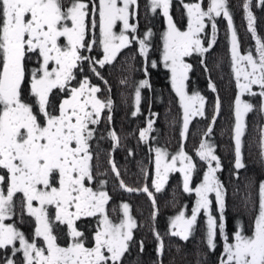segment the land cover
Segmentation results:
<instances>
[{
    "label": "snow or ice",
    "instance_id": "1",
    "mask_svg": "<svg viewBox=\"0 0 264 264\" xmlns=\"http://www.w3.org/2000/svg\"><path fill=\"white\" fill-rule=\"evenodd\" d=\"M89 3H92L91 9ZM171 0H150L153 12L158 8L167 17L168 27L163 35L164 66L170 70L171 84L180 99L184 110L183 131L186 138L190 119L204 116L205 97L199 92L189 95L187 81L192 65L185 57L194 53L202 57L215 44V17L227 19L231 30L232 71L236 80L238 94L235 97L234 168H245L242 157V138L245 135L244 117L255 108L241 97L245 94L259 96L260 112L264 113V40L256 37L254 17L249 10L250 0L243 5L248 19V27L256 38V55L251 51L241 54L227 0H210L207 10L202 8V0L184 4L187 11V29L181 31L169 14ZM264 4V0H261ZM138 0H0V249L12 247V256L23 253V264H121L133 241V230L137 222L130 215L128 203H122L123 218L119 223L109 218L106 206L111 197L104 190L105 180L98 182L94 189L90 182L93 174L94 159L90 142L96 134V128L107 110L106 117L112 121L113 100L101 99L99 86L91 84L87 76L78 87H70L76 79L75 70L83 71L82 64L87 62L90 71L105 84L107 80L98 70L114 63L118 53L127 47L130 39L126 33L137 32V25L129 22L135 15ZM131 10V11H130ZM98 17V19H97ZM205 18L212 21V37L205 46L201 33L205 30ZM121 22L122 30L117 34L114 29ZM99 28L98 43L103 49V58L96 59L84 55L96 45L93 30ZM139 39L141 55H147V38ZM92 37L89 39V37ZM34 64L29 68V64ZM201 64L207 66L204 60ZM155 67V61L152 62ZM147 73V69H145ZM125 83V81H121ZM254 86L258 91H254ZM151 87L148 79L140 80L135 88V111L139 112L141 89ZM209 88L216 91L215 84L209 82ZM53 90L67 91L68 95L60 101L58 107L51 103ZM31 100L32 102H28ZM219 98L214 107L218 114ZM214 114L207 131L208 137L213 130ZM153 121L149 120L146 129L139 133L140 138L152 130ZM108 136L114 142L113 150L119 146L120 138L113 129ZM261 157L264 159V129L260 135ZM131 154V153H130ZM202 161L207 162V171L203 182L195 189L190 187L191 172L195 169L192 158L181 148L171 162L162 159L167 153L156 149V178L152 187L160 192L167 173L175 169L177 160L183 165L179 169L184 174L183 189L194 191L197 200L191 216L186 217L180 211L171 220L170 235L188 241L203 210L206 215V244L210 250L217 247V232L223 238V253L219 264H264V181L259 183L258 214L255 216L251 235L245 234L241 225L233 233L229 242L226 231V193L224 183L216 173L222 171L215 148L207 139L202 140L197 151ZM111 170L117 178L120 172L113 159L109 160ZM120 187L128 192L143 191L156 206L153 192L147 184L142 189H133L119 180ZM6 185V191L3 186ZM214 193L219 216L212 214L213 201L209 195ZM22 194V209L35 218L34 238L29 241L24 233L12 223H5L14 214V196ZM239 194V190H237ZM35 202V206H34ZM49 207H54V216H50ZM99 216V224L93 236V246H85L84 233L78 230L76 222L83 217ZM156 212H153V219ZM66 225L70 237L64 247L57 242L54 234L55 224ZM158 242L157 256L163 264L164 242L159 232H155ZM35 238H42L43 245L38 246ZM19 242V248L15 242ZM143 251V241L139 242ZM5 264H15L11 257H5Z\"/></svg>",
    "mask_w": 264,
    "mask_h": 264
},
{
    "label": "trees",
    "instance_id": "2",
    "mask_svg": "<svg viewBox=\"0 0 264 264\" xmlns=\"http://www.w3.org/2000/svg\"><path fill=\"white\" fill-rule=\"evenodd\" d=\"M202 1L205 5V0ZM189 2H201V0H171L170 3L169 14L180 30L186 27V14L182 11V7L184 3ZM244 3L245 0H227V7L237 34L239 50L242 54L251 51L255 56L256 38L249 30ZM249 10L254 17L256 37L264 40V4L261 0H250ZM134 11L135 15L131 17L137 25V33L133 34L141 39L145 38L146 30L151 29L152 32L151 37L147 38V55H141L138 39H134L131 44L119 52L114 63L108 65L109 83L114 87L112 89L114 110L111 111L112 121L108 122V125L95 126L96 142L94 144L96 171H98L99 178L105 180L107 185L113 186L112 192L118 206L122 200L130 202L131 212L137 222V227L133 230L134 239L122 264H159L156 251L158 242L154 230L159 232L163 238V264H219V258L223 253V240L218 231L215 250L207 247L206 220L202 219L201 215L198 216L194 231L188 241H182L169 234L172 218L182 206L188 209L195 201L194 191H184L179 171L170 173L160 192H156L155 189L151 190L156 201L155 208L146 193L143 191L128 192L120 187L119 180L122 179L130 188L142 189L143 171L151 160V152L154 148L162 147L169 153L178 150L180 143H183L185 149L196 159L198 157L196 148L202 140L207 139L214 146L215 154L218 155L222 165V171H218L216 175L227 190L224 211L226 231L228 233L233 229L237 230L242 225L245 234H250L258 213L259 183L264 181V159L261 157L260 147L261 129H264V113L259 110L261 98L244 95L248 102L255 105V108L245 115L246 130L242 138V157L245 168L238 170L237 176V170L234 168L233 140L234 102L237 87L231 66L229 51L231 30L227 19H224L222 15L215 17L216 42L205 56L194 53L188 57L192 70L186 82L187 91H203L209 104L206 110L204 109V116L197 115L190 119L187 136L184 139L181 136V103L171 86L169 71L158 57L161 35L167 18H162L159 9L155 12L151 10L150 0H138ZM202 36L207 46L212 30L206 36ZM202 59L207 66V71L201 64ZM153 61L156 63L155 67L152 66ZM143 79H148L151 87L141 89L142 99L139 112L134 116L132 115L134 112L132 99L135 88ZM210 81L215 84V92L209 88ZM253 90L258 91L259 89L254 86ZM217 97L220 104L219 111L216 114L212 133L205 137L204 133L214 116L211 110ZM104 120L106 121L105 117ZM149 120L153 121L152 130L142 140L139 133L147 128ZM113 129L120 138L119 146L114 150V142L108 136V132ZM110 159L114 160L120 172L119 178L111 170ZM195 166L193 177L197 180L205 166L202 160H198ZM154 211L156 216L153 219ZM140 241H143L142 252Z\"/></svg>",
    "mask_w": 264,
    "mask_h": 264
},
{
    "label": "flooded vegetation",
    "instance_id": "3",
    "mask_svg": "<svg viewBox=\"0 0 264 264\" xmlns=\"http://www.w3.org/2000/svg\"><path fill=\"white\" fill-rule=\"evenodd\" d=\"M202 2H203L202 8L204 9L206 7V4L204 5V1H202ZM205 2H206V0H205ZM184 4H187V3H184ZM89 8H90V3H89ZM182 8H183L182 11H184V13L186 14L185 16L187 17L186 9L184 7H182ZM158 9L160 11V14H161L162 18L165 17L164 14H163V10L160 9V8H158ZM169 11H170V8H169ZM130 18H131L130 21L131 20L133 21V18L131 16H130ZM224 19H226V18L224 17ZM186 20L187 19H185V21ZM166 21L167 22L165 24L168 26V20L166 19ZM211 22L212 21H209L207 18H205L206 27H205L204 32L201 33V37H202V35H204V33H205V36H206L210 32V30L212 29L211 28ZM114 30L115 31L118 30V23H117V26L115 27ZM146 31L144 33H146ZM129 36H130V39L133 37V33L130 30H129ZM94 48H95V46L93 47V49ZM239 51L242 54V51L241 50H239ZM83 54L87 55V56H91V57L96 58V59H100V58H98V54L95 55V51L94 50H92L91 52H84ZM28 66H29V68H31V67L34 66V64L30 63ZM81 67H82L83 71H81L79 68L77 70H75L76 79L71 82L70 87H78L79 86V82L82 81L85 76H87L89 78L91 84L100 87L101 92L98 95H99V97L101 99H107L109 97L112 99L114 97V94H113V91H112V89L114 87L109 83L108 65H105V67L102 68V69L98 68V70L101 72V75L104 77L105 80H107V84H105L102 80L97 78L90 71L89 65H88L87 62L83 63ZM67 95H68L67 91L53 90V93L51 94V97H50L52 105L54 107H58L60 101H62L64 98H66ZM134 99H135V92H134L133 99H132L133 100L132 101L133 102V104H132L133 111H135V108H136ZM28 102L31 103L32 101L29 100ZM113 110H114V108H112V112H113ZM121 111H123V109ZM107 115H108V111L106 110L103 113V118L101 119V123L99 125H103V124L108 125L107 119H106V121L104 120V117L106 118ZM99 125H96V126H99ZM93 127H95V126H93ZM95 142L96 141H95V137H94L93 140L90 142L91 148L93 150V155H94V159L92 161L93 174L96 177V179L94 181L90 182V186H92L94 189H96L98 187V182H99V180H101L99 178V176H98V171H96L97 167H96L95 149H94ZM3 174H4V172L2 170H0V175H3ZM3 187L5 188V191H6V185L3 186ZM113 189H114L113 186L107 185V183L105 184L104 190L107 191L109 196L111 197L109 203L106 206V210H107V214H108L109 218L112 219L113 222L119 223L120 220L123 218V216H122L123 215V210H122V208L120 206H121L122 203H128L129 206H130V215L135 220V217L133 216V213L131 212L130 202H127L126 200H122V201H120L121 203L118 206L116 204L117 202L115 201V196H114V194L112 192ZM21 200H22V194H16L14 196V214H13V216L10 219H7L5 221V223L14 224V226L17 229H19L20 231H22L24 233L25 237L29 241H32L33 238H34L35 218L31 217L30 215H28L26 210L22 209ZM34 206H35V202H34ZM48 211H49L50 216H54V213H55L54 207H49ZM99 220H100L99 216H96V217H83V218H81L80 220H78L76 222V226H77L78 230H80V231H82L84 233L85 246L86 247H92L93 246V243H94L93 236H94V232L96 231L97 226L99 224ZM54 234L57 236V238H58L57 242L61 246L66 247L69 244L70 237L68 235V228H67L66 225H61V224H58V223L55 224L54 225ZM35 240H36V243H37L38 246H42L43 245L42 238H35ZM130 246H131V243H130ZM12 247L13 246H8L5 249H0V264H5V257L13 258L15 260V264H23V253H22V251L16 253L15 256L13 257L12 256ZM15 247L19 248V242L18 241L15 242ZM126 254L122 258L121 264L125 261Z\"/></svg>",
    "mask_w": 264,
    "mask_h": 264
},
{
    "label": "rangeland",
    "instance_id": "4",
    "mask_svg": "<svg viewBox=\"0 0 264 264\" xmlns=\"http://www.w3.org/2000/svg\"><path fill=\"white\" fill-rule=\"evenodd\" d=\"M85 2H89V0H86ZM94 3L95 4H97L98 5V3H99V0H94ZM189 3H192V2H189ZM194 3H197V2H194ZM206 8H205V10H207V7H208V5H209V3H210V0H206ZM91 7H92V3H90V9H91ZM131 11V10H130ZM97 19H98V17H97ZM131 19V18H130ZM130 19H129V22L131 23V24H135L134 23V21H130ZM186 24H185V29H183V30H181V31H184V30H186L187 29V23H188V16L186 17ZM215 22V21H214ZM165 28V30H163V34L161 35V38H162V40H161V45H160V52H159V55H158V57H159V59L163 62V64H164V61H163V51H164V48H163V45H164V41H163V35H164V33L167 31V25L166 26H164ZM122 28H123V25H122V23L121 22H118V30H114L117 34H119L120 33V31L122 30ZM212 30V29H211ZM210 30V31H211ZM93 32H94V35H95V38H96V40H97V43H96V45H95V48L94 49H92V50H94L95 51V55H97L98 54V58H103V49H102V47L99 45V43H98V40H99V28L97 27L96 29H94L93 30ZM137 33V32H136ZM158 33H159V31L158 32H156V34L158 35ZM127 35H129V31L126 33ZM205 35V34H204ZM130 37V36H129ZM133 37H135V39H138V37H137V35L136 34H133ZM212 37V36H211ZM90 38H92L91 36L89 37V39ZM202 39H203V36L201 37ZM157 42H158V40H156ZM138 43H139V39H138ZM229 46H230V56H231V40H230V42H229ZM157 47V46H156ZM158 51V50H157ZM245 54H247V53H245ZM190 58H188V57H185V62H187V63H190ZM231 66H232V60H231ZM165 67V66H164ZM167 70L169 71V77H170V81H171V73H170V70L167 68ZM171 86H172V84H171ZM173 88V87H172ZM174 90V89H173ZM175 91V90H174ZM197 92H199L202 96H204L205 97V110H206V108L208 107V101H207V97L205 96V94H203V91H201L200 92V90H198ZM188 93H189V95H191L192 93H193V91H188ZM237 94H238V89H237V92H236ZM236 94V95H237ZM243 100H245V101H247L248 102V99H246V97H244V95L241 97ZM134 101H135V99H134ZM179 102H180V99H179ZM215 102L213 103V108H212V110L211 111H213V115L214 114H216L215 112H214V107H215ZM181 120H180V123H182L181 124V133H182V131H183V115H184V110H183V107L181 106ZM193 118V117H192ZM191 118V119H192ZM244 120H245V117H244ZM234 121H235V113H234ZM235 124V123H234ZM233 129H234V127H233ZM182 136V135H181ZM182 138H184L185 139V137H183L182 136ZM208 141V140H207ZM209 142V141H208ZM210 143V142H209ZM183 143H180V147H179V149L178 150H176V151H172V152H167V151H165L162 147H158L159 149H162V150H164L166 153H167V156L166 157H164L163 159H162V162H161V164H162V168H161V170L163 171V164L165 163V162H171V157L173 156V155H177L180 151H181V148H183V151L188 155V156H190L191 158H192V163H194V165L198 162V160H200L201 161V159H200V157L198 156L196 159L194 158V155H192L191 153H189V151H187L186 149H185V145H182ZM212 145V144H211ZM199 146H200V143H199ZM199 146L196 148V152L198 151V149H199ZM156 149L157 148H154L153 149V151L151 152V160H150V162L148 163V165H146V167L148 168V170H147V168H145V171H143L144 172V176H143V179H144V182H143V185H141V188H143L144 187V185L145 184H147L148 185V187H149V190L151 191L152 189H154L153 187H152V181H153V179H155L156 178ZM217 155V154H216ZM218 156V155H217ZM197 161V162H196ZM202 164L205 166V168H204V170H203V172L199 175V179H197V180H194V177H193V173H194V170L191 172V180H190V187L191 188H193V189H195L197 186H199L202 182H203V177H204V174H205V172L207 171V162L206 161H202ZM181 167H183V165L180 163V161L179 160H177V163H176V165H175V169L173 170V171H170V172H168L167 173V177L170 175V173L171 172H174V171H179V169L181 168ZM195 168H196V166H195ZM148 171V172H147ZM179 173H180V176H181V178H182V183H183V179H184V174L182 173V172H180L179 171ZM113 175V174H112ZM168 180V178H166V180H165V183H166V181ZM114 181V180H113ZM164 183V184H165ZM129 187V186H128ZM195 193V192H194ZM194 199H195V201H194V203H193V205L190 207V208H186L185 206H182V208H181V210L180 211H184L185 212V215H186V217H190L191 216V212H192V209L195 207V203H196V200H197V196H196V194H195V197H194ZM209 199H211L212 201H213V204H212V214L214 215V216H217V218H218V216H219V213H218V210H217V205H216V203H215V195H214V193H212V194H210L209 195ZM258 205H259V201H258ZM179 211V212H180ZM179 212L176 214V215H178L179 214ZM258 214V213H257ZM256 214V215H257ZM175 215V216H176ZM199 215H201L202 217V219H205L206 220V215L204 214V212H203V210L201 211V213L199 214ZM198 215V216H199ZM123 216V215H122ZM174 216V217H175ZM173 217V218H174ZM172 218V219H173ZM170 225H171V222H170ZM253 225H254V223H253ZM252 228H253V226H252ZM238 229V228H237ZM236 231V229H233V230H231L230 232H228V235H229V242H232L233 241V233ZM218 233V232H217ZM220 235V234H219ZM248 235H251V233L250 234H248ZM220 238L223 240V238H222V236L220 235ZM217 240V239H216ZM222 252H223V248H222Z\"/></svg>",
    "mask_w": 264,
    "mask_h": 264
}]
</instances>
